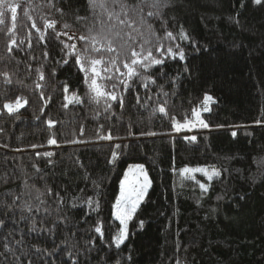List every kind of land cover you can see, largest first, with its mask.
<instances>
[{"label":"trees","instance_id":"obj_1","mask_svg":"<svg viewBox=\"0 0 264 264\" xmlns=\"http://www.w3.org/2000/svg\"><path fill=\"white\" fill-rule=\"evenodd\" d=\"M8 2L20 7L14 30L9 10L0 24V264H264V0H166L156 17H147L157 11L151 0L143 13L126 0L127 16L109 0L111 21L89 0ZM101 32L115 52L78 38ZM145 38L156 58L163 44L185 59L136 65L140 75L130 79L123 62ZM85 49L116 59L97 78L116 101L91 99V73L86 82L76 63ZM18 99L27 103L9 113L4 105ZM199 109L209 127L175 129ZM136 164L152 183L117 248L115 204ZM185 168L221 175L193 180Z\"/></svg>","mask_w":264,"mask_h":264},{"label":"snow or ice","instance_id":"obj_2","mask_svg":"<svg viewBox=\"0 0 264 264\" xmlns=\"http://www.w3.org/2000/svg\"><path fill=\"white\" fill-rule=\"evenodd\" d=\"M109 0H89V6L95 10L97 7L104 10L105 13H107V19L111 21L113 19V12L108 11L107 4ZM149 0H138V4L134 7L139 8V11L143 13V6L148 5ZM256 4H261L262 0H254ZM111 3L113 6H119L121 9V12L125 16L128 15L129 6L126 3V0H111ZM54 6V5H53ZM166 6V0H151L150 7L152 9H156L157 11H149L147 12V17H156L159 15V9ZM20 7L18 3H9L8 0H0V24L4 23V10H9L11 12V20L13 22V30L15 28V21L17 19V9ZM61 13H63V9H58ZM25 15H28L25 13ZM116 20L119 22V24L123 25L125 23H130V21H127L125 19H120L119 14H115ZM143 18V17H142ZM77 19H85L84 17H77ZM146 22V18H145ZM99 23L101 25L104 24L103 20H100ZM32 27L36 28L37 32H40V28L36 27L35 22L32 23ZM47 28H55L54 22H48L46 24ZM67 27V25H65ZM91 31V30H90ZM63 35H67V33H63ZM144 35L143 33L141 34ZM149 35H155V33L151 32V26L149 25ZM183 37L186 39L187 34H182ZM167 36L169 38H174L173 34L171 32L167 33ZM80 40L83 41H91L92 50L99 53L102 50H106L108 52H115L116 49L113 47V40L109 38L107 34H104L103 32L97 33V35H89V36H79ZM131 38V37H129ZM71 39V37H70ZM106 42V44L104 43ZM13 44L16 43L15 40L12 41ZM150 43V40L145 38L143 43L139 45V50L136 48H133L131 50V60L130 61H124L123 67L127 69V76L131 79L132 77L139 76L140 73L136 70V65H139L141 68L147 69L148 67L152 65H160L164 63V60L166 58H173L175 59L177 56L180 60L185 59V54L183 51L176 52L173 50L172 47H167L165 49L163 44H159L156 47V51L160 53V58H156L153 55L152 48L145 49L144 44ZM96 45H100L97 47ZM66 47H70L73 51H75L76 45H66ZM178 47V46H177ZM87 62V67L86 63ZM67 63V61H65ZM76 63L79 65L80 70L83 71L86 75V82H88L89 73H91L90 83L89 87L94 93V95L91 97L92 100L99 103L100 97H106L107 99H110L112 101H116L118 97L112 93L105 92L102 87L97 83V78L101 77V68L104 72H110L111 69L107 67H103L106 63H110L112 65L116 64V59H112L111 61L106 62L103 57L100 58H90L87 56V49L84 50V52L81 55H78L76 58ZM118 70V69H117ZM121 76L125 75L124 73H120ZM106 79H111V76L105 77ZM40 79L43 80L44 76L41 73ZM153 83H155V80H152ZM40 87V85H37ZM147 87V85H144ZM64 91H67V87L64 88ZM69 100V103L76 102V103H82L83 101L77 97L72 96L67 98ZM205 103L212 101L213 98L211 96L206 95L205 96ZM120 103L122 105L123 103V97L119 98ZM27 101H24L23 103L21 100H17L15 102V105L9 103L5 104L4 107L7 108L9 113L17 111L19 108L23 107L24 104H26ZM111 107V105H108ZM64 107H67V105H64ZM205 111H210L209 108H205ZM159 111L166 114V109L161 106L159 108ZM193 115L196 117V121L199 123V126L207 128L209 125L202 119H200V113L196 110H193ZM175 123V129L177 131L183 129V128H189L190 126L194 127L195 124L191 120L185 121L183 124L174 121ZM49 126H53L54 122L49 120L48 121ZM154 134V133H151ZM233 136L236 135L235 132L232 133ZM103 139H112L111 135H108L106 137H102ZM191 140L195 141L196 137L192 136L190 138ZM50 144H56L57 141L53 138L49 140ZM119 147V145H117ZM45 155L51 156L52 153H46ZM116 154H113V160H115ZM184 173H194V172H201L204 174V176L207 177L208 181H211L214 177H219L221 175L219 170L212 169L209 171L208 169L204 168H185L182 170ZM189 179H194V177H189ZM151 180L148 177L147 172L144 169L143 165H133L128 169V175L125 176L124 181L121 183V191H120V197L116 201L115 204V216L116 219L120 222L121 225H123V228L120 229L119 233L114 237L115 246L119 248L122 244H124L125 240L128 238V222L133 218L135 213L137 212V209L139 208L142 201H144L145 197L147 196L148 189L151 187ZM197 184L199 185L200 189H202L203 192H207L209 185L205 183H200L197 181ZM48 194H51V189H48ZM17 200L20 199L19 196L16 197ZM60 203H63V199L61 198ZM91 203V202H90ZM96 206L98 207V202H96ZM28 210L31 211V207L28 206ZM141 225L143 224V221L140 222ZM4 226V221L0 220V227ZM35 230V229H33ZM95 231L99 233L101 236H103L102 226L96 227ZM19 243V242H17ZM7 247V245H5ZM11 251V249H9Z\"/></svg>","mask_w":264,"mask_h":264},{"label":"rangeland","instance_id":"obj_3","mask_svg":"<svg viewBox=\"0 0 264 264\" xmlns=\"http://www.w3.org/2000/svg\"><path fill=\"white\" fill-rule=\"evenodd\" d=\"M199 113H200V119H202V120H204V118H203V116H202V113H203V110L202 109H199V111H198ZM191 121H193V123L195 124V126L194 127H192V126H190L189 128H183V129H181V130H179V131H193V130H195V129H204V127H201V126H199V123L196 121V117L194 116V119L193 120H191ZM205 121V120H204ZM206 122V121H205ZM183 124V123H182ZM136 165H140V164H136ZM133 165H131L130 167H132ZM129 167V168H130ZM128 168V169H129ZM144 169H145V167H144ZM145 171H146V169H145ZM147 172V171H146ZM148 174V173H147ZM188 175H190L191 177H194V179H195V175L196 174H201V175H204L203 173H201V172H194V173H187ZM126 175H128V170L126 171V174H125V176ZM148 177H149V175H148ZM206 177V176H205ZM207 178V177H206ZM150 179V178H149ZM193 179V180H194ZM123 181H124V179H123ZM202 183H205V182H202ZM205 184H207V183H205ZM149 190V189H148ZM148 193V192H147ZM120 197V196H119ZM145 199H146V197H145ZM145 199H144V201H145ZM144 201H142V203L144 202ZM141 203V204H142ZM140 204V205H141ZM115 212H116V209H115ZM132 220V219H131ZM130 222V221H129ZM129 222H128V224H129ZM123 226V225H122Z\"/></svg>","mask_w":264,"mask_h":264}]
</instances>
